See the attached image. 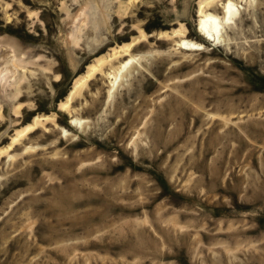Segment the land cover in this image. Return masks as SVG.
<instances>
[{"label": "rangeland", "instance_id": "obj_1", "mask_svg": "<svg viewBox=\"0 0 264 264\" xmlns=\"http://www.w3.org/2000/svg\"><path fill=\"white\" fill-rule=\"evenodd\" d=\"M8 61L0 264H264V0H0Z\"/></svg>", "mask_w": 264, "mask_h": 264}, {"label": "bare ground", "instance_id": "obj_2", "mask_svg": "<svg viewBox=\"0 0 264 264\" xmlns=\"http://www.w3.org/2000/svg\"><path fill=\"white\" fill-rule=\"evenodd\" d=\"M221 17L219 15H215L212 13L205 12L202 7L200 8V21L198 24V28L200 31L204 34L203 39L208 40V41H213L216 43L217 39H219V33L222 31L221 29L223 28V25H228L231 21L235 20L237 16V12L233 10V6L231 2H227L224 4V7L222 9ZM230 25V24H229ZM214 39V40H212ZM221 40V39H220ZM196 45V44H195ZM194 44L188 43L187 41H180V47L184 48L186 50H197L198 46H195ZM125 66V64L123 65ZM9 70V61L6 64V67L4 68L3 71L0 72V77H3L5 72Z\"/></svg>", "mask_w": 264, "mask_h": 264}]
</instances>
